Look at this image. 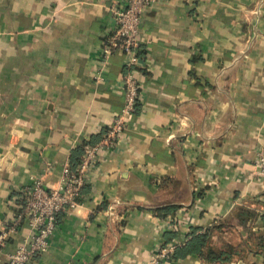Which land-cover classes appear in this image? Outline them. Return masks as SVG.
Returning a JSON list of instances; mask_svg holds the SVG:
<instances>
[{"label": "crops", "instance_id": "crops-1", "mask_svg": "<svg viewBox=\"0 0 264 264\" xmlns=\"http://www.w3.org/2000/svg\"><path fill=\"white\" fill-rule=\"evenodd\" d=\"M114 1L0 0V232L22 189L36 177L55 183L120 111L123 54L102 81L94 76ZM140 35L138 110L83 205L60 214L48 249L27 264H140L167 216L161 207L178 212L166 238L210 233L166 264H264V176L254 163L264 149V0H156ZM29 230L24 222L7 239L0 264Z\"/></svg>", "mask_w": 264, "mask_h": 264}, {"label": "built area", "instance_id": "built-area-1", "mask_svg": "<svg viewBox=\"0 0 264 264\" xmlns=\"http://www.w3.org/2000/svg\"><path fill=\"white\" fill-rule=\"evenodd\" d=\"M156 0H121L110 4L115 20L113 32L99 47V60L94 76L97 81L104 79V70L111 65L114 56L122 53L126 67L122 75L124 99L120 111L113 117L102 139L87 143L80 161L76 165L66 163L55 183H46L43 177H36L33 183L21 191V203L15 219L0 232V252L7 239L21 230L28 222L30 230L21 244L7 254L6 264H27L34 257L44 253L49 246L50 236L55 231L60 214L74 211L83 205L84 188L94 183L93 172H98L99 163L106 151L117 147L126 134L129 118L138 110V104L146 85L142 73L140 25L146 9ZM256 174L264 176V150L260 149L254 161ZM110 214L114 221L124 217L114 206ZM176 214L157 220V242L148 260L140 264H166L174 259L177 250L191 238L188 233L182 238H166V233L177 228Z\"/></svg>", "mask_w": 264, "mask_h": 264}, {"label": "trees", "instance_id": "trees-1", "mask_svg": "<svg viewBox=\"0 0 264 264\" xmlns=\"http://www.w3.org/2000/svg\"><path fill=\"white\" fill-rule=\"evenodd\" d=\"M171 208L169 207H161L159 209H157V214L161 215V216H165V215H168V213H170ZM174 210V209H173ZM169 211V212H168ZM209 237H210V233L209 232H205L203 234H199V235H194L192 237L191 240H189L187 243H186V246H191L193 247V249L195 248H199V249H202L203 247H205L207 244H208V240H209ZM172 239V238H171ZM178 251V250H177ZM208 255H209V258L210 260L213 261L218 259V258H221V253H220V250H215L211 247H208ZM177 256V252H176V255L175 257Z\"/></svg>", "mask_w": 264, "mask_h": 264}, {"label": "rangeland", "instance_id": "rangeland-1", "mask_svg": "<svg viewBox=\"0 0 264 264\" xmlns=\"http://www.w3.org/2000/svg\"><path fill=\"white\" fill-rule=\"evenodd\" d=\"M263 149V148H262ZM264 150V149H263Z\"/></svg>", "mask_w": 264, "mask_h": 264}]
</instances>
